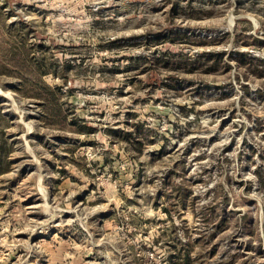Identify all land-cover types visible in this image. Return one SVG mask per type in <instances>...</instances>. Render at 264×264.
<instances>
[{"label":"rangeland","instance_id":"rangeland-1","mask_svg":"<svg viewBox=\"0 0 264 264\" xmlns=\"http://www.w3.org/2000/svg\"><path fill=\"white\" fill-rule=\"evenodd\" d=\"M0 264H264V0H0Z\"/></svg>","mask_w":264,"mask_h":264},{"label":"trees","instance_id":"trees-1","mask_svg":"<svg viewBox=\"0 0 264 264\" xmlns=\"http://www.w3.org/2000/svg\"><path fill=\"white\" fill-rule=\"evenodd\" d=\"M140 128L141 126L139 125V123L135 124V128L134 130L130 129V128H126L125 130H121V129H116V130H113L115 133H114V137L118 138L116 136V134L125 139V140H128L130 142H135V144H138V145H141L142 144V140H141V132H140ZM137 138V141H134V139ZM119 139V138H118ZM136 147L138 149H140V146H137ZM182 245H185L186 243H181ZM171 257H174V256H171ZM183 258H184V261L187 263L190 261V255H189V252H185V254L183 255Z\"/></svg>","mask_w":264,"mask_h":264}]
</instances>
